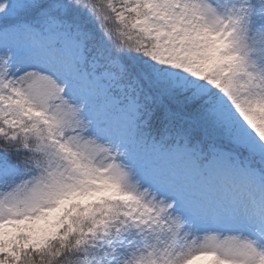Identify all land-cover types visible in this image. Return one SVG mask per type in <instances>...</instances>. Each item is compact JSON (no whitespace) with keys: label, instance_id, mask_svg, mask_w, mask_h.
Listing matches in <instances>:
<instances>
[{"label":"snow or ice","instance_id":"snow-or-ice-1","mask_svg":"<svg viewBox=\"0 0 264 264\" xmlns=\"http://www.w3.org/2000/svg\"><path fill=\"white\" fill-rule=\"evenodd\" d=\"M0 264H264V0H0Z\"/></svg>","mask_w":264,"mask_h":264}]
</instances>
